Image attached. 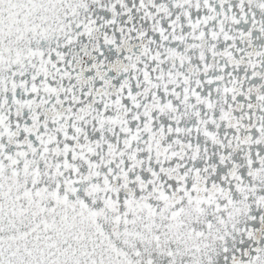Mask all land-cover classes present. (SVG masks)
Segmentation results:
<instances>
[{
	"label": "snow or ice",
	"instance_id": "6c2138e0",
	"mask_svg": "<svg viewBox=\"0 0 264 264\" xmlns=\"http://www.w3.org/2000/svg\"><path fill=\"white\" fill-rule=\"evenodd\" d=\"M0 264H264V0H0Z\"/></svg>",
	"mask_w": 264,
	"mask_h": 264
}]
</instances>
